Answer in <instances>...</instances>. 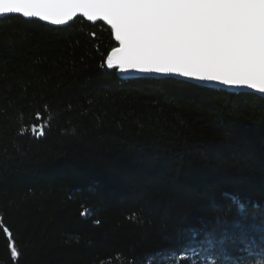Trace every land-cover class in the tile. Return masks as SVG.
Masks as SVG:
<instances>
[{
  "label": "trees",
  "instance_id": "trees-1",
  "mask_svg": "<svg viewBox=\"0 0 264 264\" xmlns=\"http://www.w3.org/2000/svg\"><path fill=\"white\" fill-rule=\"evenodd\" d=\"M113 47L0 20V264L264 260V99L120 80Z\"/></svg>",
  "mask_w": 264,
  "mask_h": 264
},
{
  "label": "snow or ice",
  "instance_id": "snow-or-ice-1",
  "mask_svg": "<svg viewBox=\"0 0 264 264\" xmlns=\"http://www.w3.org/2000/svg\"><path fill=\"white\" fill-rule=\"evenodd\" d=\"M77 14L111 26L119 46L107 55L108 69L174 74L264 94V0H0V16L62 25ZM213 254L211 264H222L220 253ZM164 259L175 264L173 257Z\"/></svg>",
  "mask_w": 264,
  "mask_h": 264
},
{
  "label": "water",
  "instance_id": "water-1",
  "mask_svg": "<svg viewBox=\"0 0 264 264\" xmlns=\"http://www.w3.org/2000/svg\"><path fill=\"white\" fill-rule=\"evenodd\" d=\"M7 17H19V18H22L26 21H36V22H39L41 24H44L46 26H49L51 28H56V29L66 28L68 25L73 23L76 19L80 18L89 24L102 23L111 31V26L107 25V23L105 21H102V20L88 21L87 18L83 17L81 14H77V16L73 17L72 20L67 21L65 24H62V25H54L49 21H41L38 18H24V17L18 16V15L0 16V20H3ZM111 33L113 36V40L118 47L119 42L115 41L114 33L112 31H111ZM105 64H106V62H105ZM108 70L114 71L116 74V77L120 80H123V81H127V80L176 81V82L185 83V84L193 85V86L204 88V89L222 91V92H225L228 94H247V95L254 96L255 98L264 99V94H261L258 90L251 89L247 86H226V85H223V84L216 82V81L200 82V81H197L195 79L184 78V77L174 75V74L144 73V72H139V71L120 72L118 69H115V70L114 69H108Z\"/></svg>",
  "mask_w": 264,
  "mask_h": 264
}]
</instances>
